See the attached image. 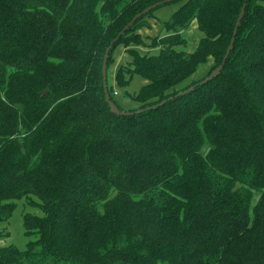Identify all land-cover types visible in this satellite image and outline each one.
<instances>
[{
	"label": "trees",
	"instance_id": "obj_1",
	"mask_svg": "<svg viewBox=\"0 0 264 264\" xmlns=\"http://www.w3.org/2000/svg\"><path fill=\"white\" fill-rule=\"evenodd\" d=\"M158 1L0 0V221L17 198L42 211L0 264H264V0L170 2L156 54L136 47L161 6L137 19L108 68L124 45L118 81L146 80L129 111L166 102L119 115L104 54ZM193 22L204 36L187 52Z\"/></svg>",
	"mask_w": 264,
	"mask_h": 264
},
{
	"label": "rangeland",
	"instance_id": "obj_2",
	"mask_svg": "<svg viewBox=\"0 0 264 264\" xmlns=\"http://www.w3.org/2000/svg\"><path fill=\"white\" fill-rule=\"evenodd\" d=\"M179 6L180 4L177 2L169 3L159 7L155 11L154 16H151L149 19L151 27H144L139 30L143 36V44L138 45L136 48L139 49L140 52H148L151 54L159 52V46H154L152 43L154 42L155 36L165 32L162 28V21L160 20H167L179 8ZM183 35L186 38V44L181 49H184L187 52H192L196 49L201 38L204 36V33L199 29L197 23L193 22L190 27L183 32ZM113 59L114 61L110 64L107 70V77L109 85L113 87L114 92L117 91V94L114 95L116 104L121 109L125 110L136 108L139 104L138 101L134 99V95L140 90L146 80L138 74H134L130 77L127 73H124L127 80L130 77L129 81L124 83L118 81L117 73L119 68L123 65H128L131 60L130 53L124 45H118L115 48ZM214 64L215 62L213 58H209L207 62L201 63L193 75L186 80L185 84H190L193 80L206 76ZM35 200L37 199H34V201ZM15 202L16 207L10 219L7 221H0V246L13 244L19 249H25L27 243L32 239H36V236L27 235L25 233L24 214L30 212L40 215L42 214V211L39 208L29 205L27 199L24 197L17 198Z\"/></svg>",
	"mask_w": 264,
	"mask_h": 264
},
{
	"label": "water",
	"instance_id": "obj_3",
	"mask_svg": "<svg viewBox=\"0 0 264 264\" xmlns=\"http://www.w3.org/2000/svg\"><path fill=\"white\" fill-rule=\"evenodd\" d=\"M173 1H177V0H161V1H158V2H156V3H154V4L150 5V6L146 7L143 11L137 13L132 18V20L130 22H128V24L125 25V27L119 32V34L111 41L110 45L106 49V52L104 54L103 67H102V70H103V85H104V90H105V96H106V100L109 103L112 111H114L115 113H117L119 115H130V114H134L136 112L144 111L145 109H153V108H156L158 105L164 104L166 102V100H164L160 104L152 105V106L146 107L144 109L143 108L142 109H138L136 111H129V110L120 109V107L111 98V95H110V92H109V87H108L107 70H108V59H109L110 51H111L112 47L114 46L115 42L126 32V30L129 29V27L137 19H139L141 16H143L146 13H148L152 9H155V8H157L159 6H162V5L166 4V3H170V2H173ZM244 13H245V5L242 7L240 15H239V17L237 19L236 26H235L234 31H233V36H232V39H231V43H230V45L228 47L227 53H226L222 63L216 69H214L212 71V73L205 80H203V82H201V83H204L206 81L212 80L223 69L225 62H226L227 58L229 57V54L231 53V50L233 49L234 42H235V39H236V35L238 33V29H239V26L241 24V21H242V18L244 16ZM194 88H195V86H191L187 90L183 91L182 94H185V93L193 90ZM44 93H46V91L42 92V94H44Z\"/></svg>",
	"mask_w": 264,
	"mask_h": 264
},
{
	"label": "built area",
	"instance_id": "obj_4",
	"mask_svg": "<svg viewBox=\"0 0 264 264\" xmlns=\"http://www.w3.org/2000/svg\"><path fill=\"white\" fill-rule=\"evenodd\" d=\"M114 93L117 94V91H115Z\"/></svg>",
	"mask_w": 264,
	"mask_h": 264
}]
</instances>
